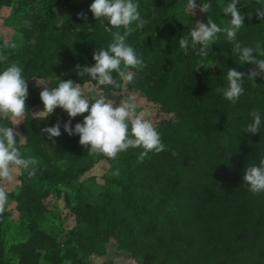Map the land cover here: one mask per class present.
<instances>
[{
  "label": "trees",
  "instance_id": "16d2710c",
  "mask_svg": "<svg viewBox=\"0 0 264 264\" xmlns=\"http://www.w3.org/2000/svg\"><path fill=\"white\" fill-rule=\"evenodd\" d=\"M137 2L147 23L142 29L133 23L136 30L127 42L147 67L133 69V81L114 89L76 70L78 65H94V53L112 41L104 31L107 21L95 20L90 11L93 0H0V8H10L5 26L24 39L23 46L3 51L10 63L19 62L28 92L35 80L50 82L52 88L73 78L75 83L91 85L92 95L102 94L115 104L136 93L147 105L165 100L162 111L173 118L156 126L168 150L150 152L142 163L141 148L121 152L116 159L90 155L89 148L80 145L79 135L64 131L70 119L74 129L88 113L70 118L57 108L47 117L36 115L35 105L43 104L36 100L27 103L22 119L0 118V124L20 133L17 145L22 154L38 160L32 178L19 169L18 179L21 200L37 208L19 213L26 238L6 253L0 235V264H68L73 253L90 261L92 255L104 256L112 240L116 252L125 253L135 264H264V192L252 193L243 181L246 168L259 166L264 159V76L256 78L254 87L247 74L255 66L241 64L224 33L217 34L209 57L203 59L205 69L195 71L201 58L191 44L187 54L179 46L199 12L198 22L211 18L223 27L221 21L227 23L230 17L222 8L230 0H197L212 7L207 13L195 10L194 15L183 10L187 0ZM59 4L66 15L60 25L54 12ZM240 4L245 20L236 40L244 46L264 44L258 7ZM233 68L245 74L244 93L236 103L217 91L227 86L226 74ZM253 110L262 118L255 135L245 132ZM57 123L61 135L49 140L42 130ZM100 163L108 164L112 173L103 175V187L89 188L83 177ZM48 197L62 200L66 216L75 223L63 243L57 241L62 233L49 237L37 224L47 212L45 208L38 212V202ZM6 215L5 211L0 219Z\"/></svg>",
  "mask_w": 264,
  "mask_h": 264
},
{
  "label": "clouds",
  "instance_id": "9594fccd",
  "mask_svg": "<svg viewBox=\"0 0 264 264\" xmlns=\"http://www.w3.org/2000/svg\"><path fill=\"white\" fill-rule=\"evenodd\" d=\"M256 2L261 7L257 8L255 13L259 19L264 20V0H256ZM240 3L241 0H230L222 8L224 15L230 17L227 23L221 21L223 27L211 18H208L207 23L197 22L189 30L188 37L180 38L179 46L187 54L191 44L196 56L201 58L196 62L195 71H198L204 68L202 61L209 57L211 46L218 39L217 34H226L227 41L232 44L233 53L238 55L241 64L255 66L254 70L247 74V79L256 87V78L264 76V58H261L264 57V44L257 42L251 47L244 46L236 40L245 20V16L237 7ZM139 7L137 0H93L90 11L95 20L107 21L104 31L111 34L112 41L107 48H100L94 53V65H86L83 68L77 66L76 70H79L80 76L87 75L98 85H110L114 89H120L123 84L133 81V69L139 72L147 67L142 55L127 42V38L136 30L132 27L133 23L139 29L147 23V20L141 17ZM211 7L210 3L198 4L197 0H187L185 11L194 15L196 9L207 13ZM79 17L87 20L84 13H80ZM15 47V43L4 41L3 48H0V63L8 60L3 49ZM244 75L234 68L229 69L226 74L227 86L218 88L217 91L222 92L229 102H238L244 93ZM26 80L18 61L12 62L0 71V118L20 120L25 116L28 98ZM86 87L87 85L75 83L71 79L60 80L56 87L44 86L40 92L44 110L37 114L42 113L47 117L57 108L67 112L70 118L88 113L83 122L77 123L74 129L71 127V119L63 127L68 135H79L80 145L88 147L90 155L102 154L109 159H116L121 152L141 148L143 151L138 156V162L142 163L150 152L159 154L168 150L152 121L145 117L144 111H138L135 97L129 96L120 100L119 104H115L102 94L86 95ZM250 115L253 119L245 128V132L255 135L262 125L261 114L253 110ZM60 128V123H57L52 127L44 128L42 132L52 140L61 135ZM18 135L20 133L13 127L0 124V182L11 183L16 169L27 171L29 178L36 174L38 160L22 154L17 145ZM115 174L119 175V172ZM243 181L252 193L264 192V159L260 160L259 166L246 168ZM8 196L5 188L0 186V216L6 211Z\"/></svg>",
  "mask_w": 264,
  "mask_h": 264
},
{
  "label": "rangeland",
  "instance_id": "374dc122",
  "mask_svg": "<svg viewBox=\"0 0 264 264\" xmlns=\"http://www.w3.org/2000/svg\"><path fill=\"white\" fill-rule=\"evenodd\" d=\"M83 1V0H82ZM85 1V0H84ZM199 2V0H198ZM261 7L258 6V4L254 3L253 1L249 0H241L240 7ZM186 4L184 3V12L185 11ZM199 10V9H196ZM54 12L56 15V21H58V25H60V22H63L65 13L64 8L62 7V4L56 5L54 8ZM10 8L6 6H1L0 8V42L4 43L5 40L11 41V43H15L16 47L12 48L13 50L17 49L19 46H23L24 39L22 37V34L19 32H15V29L13 27L5 26L7 25L6 19L9 16ZM195 18V23L198 22L199 17L201 18V13H197ZM195 25V24H194ZM19 26H16L17 28ZM17 31V30H16ZM9 64H11L8 60L3 62V68L1 71H3ZM248 67V66H247ZM250 69H253V67H250ZM74 82H76L77 79H71ZM37 82L33 83V88L31 91L28 92V98L26 100L27 103H34L36 100L41 101L40 99V92L43 90V87H49L50 82L46 83L45 81L41 80H35ZM34 82V81H33ZM85 89V94L91 96L93 94V89L91 85H87ZM91 87V88H90ZM98 87V86H97ZM132 96L136 98V101L138 103V111H144L145 117L152 121L154 126H161L160 122L164 121L166 119H173L172 114L167 115L164 114L162 111V107L167 105V102L165 100L160 101L159 105H147L145 104L144 100L141 98L139 94H127L125 98ZM114 102V101H113ZM44 110V105H35L34 113L36 115H44V114H37L39 112H42ZM10 120H13L9 118ZM107 173H112V170L110 169V166L106 163H100L94 167L93 170L90 171L88 175H85L83 177V180L86 183V186L89 188L92 187H103V175H106ZM19 175L20 170L16 169L13 172L14 180L11 183L6 182H0V186L4 187L5 190L8 192L9 196V203L6 208V212L8 215L4 216V218L0 219V235L1 240L4 244V251L5 253L8 252L12 246L17 244L19 241H22L26 238V234L21 229V221L19 217V213H23L27 210H36L34 208L35 204L33 205L31 202H27L24 204L21 200L19 194ZM20 198V199H19ZM62 200H56V198L48 197L43 198L39 200L38 204L40 205V208H38V212L40 213L42 211V208L46 209V213L42 216L41 220L37 221L38 227L44 231L46 235L50 237V235H53L60 232L63 235L61 238H59L58 243L64 242V234L75 225L74 220L68 218L66 216V211L63 208ZM37 208V205L35 206ZM117 245L115 241H111L110 244L107 247L106 254L104 256H94L92 255L90 258V261H85L80 258L79 255L76 256V253H73L72 261H70L68 264H72V262L79 263V264H135L131 260H129L128 256L125 255L123 252H116ZM118 251V250H117Z\"/></svg>",
  "mask_w": 264,
  "mask_h": 264
}]
</instances>
